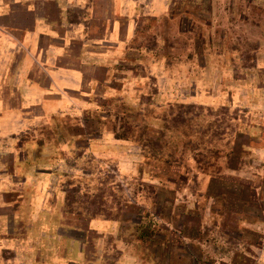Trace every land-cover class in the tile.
<instances>
[{"label":"rangeland","instance_id":"374dc122","mask_svg":"<svg viewBox=\"0 0 264 264\" xmlns=\"http://www.w3.org/2000/svg\"><path fill=\"white\" fill-rule=\"evenodd\" d=\"M69 10L0 111V264H264V0Z\"/></svg>","mask_w":264,"mask_h":264},{"label":"crops","instance_id":"0c3cea01","mask_svg":"<svg viewBox=\"0 0 264 264\" xmlns=\"http://www.w3.org/2000/svg\"><path fill=\"white\" fill-rule=\"evenodd\" d=\"M86 2L87 0H0V111L7 108L5 102L8 96L17 92L21 79L27 77L28 70L24 68L28 67L23 62H34V46L42 38L49 39V44H53L56 38L65 44V36L54 34L53 30L64 27L65 19L70 24L66 15L73 4L82 6ZM17 47L23 50L20 51V57L9 60L8 53L11 54L10 51ZM90 221L95 230L108 233L114 230L113 220L96 217Z\"/></svg>","mask_w":264,"mask_h":264}]
</instances>
